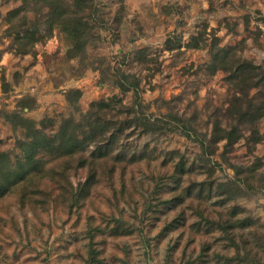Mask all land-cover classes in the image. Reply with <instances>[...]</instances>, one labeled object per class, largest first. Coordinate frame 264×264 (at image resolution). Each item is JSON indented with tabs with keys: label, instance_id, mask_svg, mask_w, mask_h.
<instances>
[{
	"label": "rangeland",
	"instance_id": "374dc122",
	"mask_svg": "<svg viewBox=\"0 0 264 264\" xmlns=\"http://www.w3.org/2000/svg\"><path fill=\"white\" fill-rule=\"evenodd\" d=\"M90 3L79 52L47 34V8L0 0V152L24 163L23 121L50 138L65 121L79 139L107 128L72 160L44 153L45 173L0 199V264H86L91 232L94 264H264V115L228 152H204L231 95L209 63L232 48L264 68V0ZM16 18L41 36L32 54L11 49Z\"/></svg>",
	"mask_w": 264,
	"mask_h": 264
},
{
	"label": "trees",
	"instance_id": "16d2710c",
	"mask_svg": "<svg viewBox=\"0 0 264 264\" xmlns=\"http://www.w3.org/2000/svg\"><path fill=\"white\" fill-rule=\"evenodd\" d=\"M13 1L23 2L26 6L35 4L41 8H47V13L44 16L47 34L50 35L51 29L57 26L74 41L75 49L79 52L83 50L85 38L88 35V23L85 20V13L87 9L90 10V0H85L75 8H70L65 0ZM16 19L20 26H18V32L13 37L11 49L17 55L32 54L34 46L39 42L41 36L33 25L31 27L34 30L31 27H26L28 25L26 19ZM187 47L198 49L201 45L197 38H193ZM209 67L213 71L218 69L225 74L224 81L228 85L231 95L228 98L225 110L223 112H215L212 116L210 141L204 149L206 155L213 154V149L219 142H224L223 153L228 152L242 137L243 131L254 128L264 115V68L262 66L241 58L232 48H216ZM0 82L2 91H7L8 85L3 74L0 75ZM118 88L122 93L129 92L133 88L135 96L138 97L137 83H132L129 86L119 83ZM252 89L257 90V94L254 96H250ZM22 106L30 107L28 104H23ZM4 117L9 121L12 120V116L7 114ZM98 122L96 121L89 125L88 134L83 136L82 139L78 138L75 131L79 126L71 129L69 122L66 121L61 124L52 138L44 133L46 128L43 123H40V129H37L33 122H20L21 126L28 131L26 137L29 140L22 144L25 161L21 164L17 163L13 167L9 155L0 152V199L7 195L15 185L22 183L28 177L31 178V174L45 173L40 164L42 158H38L43 157L44 153L55 154L54 156L57 158L68 157L69 160H72L75 155L81 154L89 143H100L103 141L107 128L104 125L99 126ZM202 147L204 148V146ZM94 160H97V157ZM180 169L181 166H179ZM234 170L237 174L236 179L242 181L240 174L243 172L236 167H234ZM90 179H94L93 173L89 174L84 185H92ZM93 236V232L89 233L90 247L86 264H94L96 262L95 250L92 247Z\"/></svg>",
	"mask_w": 264,
	"mask_h": 264
}]
</instances>
